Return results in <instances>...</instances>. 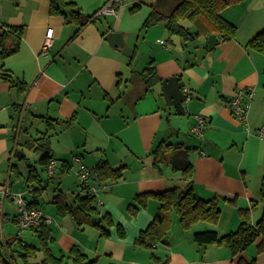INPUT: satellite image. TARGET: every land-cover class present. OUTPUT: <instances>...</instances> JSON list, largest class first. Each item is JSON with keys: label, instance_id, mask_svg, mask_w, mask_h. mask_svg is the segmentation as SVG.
I'll return each mask as SVG.
<instances>
[{"label": "crops", "instance_id": "crops-1", "mask_svg": "<svg viewBox=\"0 0 264 264\" xmlns=\"http://www.w3.org/2000/svg\"><path fill=\"white\" fill-rule=\"evenodd\" d=\"M101 1L104 5L107 0ZM154 2L149 0L150 8ZM49 5V0H0V31L21 27L20 32L8 33L6 39V47L17 44L18 51L0 59V94L5 90L14 101L2 105L11 106L15 116L24 111L26 125L19 134L25 135L20 136V141L28 139L17 147L12 132L14 146L10 148L7 129L0 127V156L7 160H12V154L23 158L26 147L35 149L37 143L30 130L40 125L37 121L59 122L73 117V125L64 131L76 128L83 135L77 137L83 139L81 146L86 157L78 154L80 158L91 156L92 166L106 161L112 169L121 167L120 179L100 181L107 186L100 193L104 215L112 218L110 212L118 210L128 219V206L135 203L136 195L186 188L187 182L168 160L153 165L152 152L159 144L167 148L166 157L173 150L186 151L192 164L194 193L202 199L215 198L220 209L216 222H197L188 228H183L172 215L166 245L134 251L129 242L114 234L102 239L92 224L78 227L71 217L54 216L51 210L42 211L37 206L48 220L51 235L52 228L57 231V238L53 236L51 242L56 243L60 255H66L75 245L89 259H96L97 264H107L110 257L115 264H264V251L258 249L260 239L236 256L222 245H199L193 240L196 232L214 230L222 236L235 231L243 217L251 224L261 217L264 138L259 140L255 133L264 124V55L246 44L264 27V13L262 17L248 19L245 15L236 21L230 11H223V17L237 27V33L234 39L219 41L211 50L204 37L166 42L159 39L165 36L164 29L155 28L156 43L144 68L153 61L160 81L146 87L127 66L132 53L127 56L122 52L124 46L112 47L104 40L110 31L123 32L119 26L125 9L135 4L127 2L118 9L116 17L106 16L112 20L100 21L101 16L94 15L75 36L77 26L66 24L61 15H51ZM48 28L53 31L52 45L42 54ZM4 75L10 81L3 79ZM238 89L254 91L247 117L248 132L230 113L229 101ZM5 107H0V113L7 110ZM195 115L205 119L201 136L190 133ZM68 144L73 145L70 141ZM70 165L61 168L68 172ZM78 167L77 164V170ZM2 185L0 177V195ZM71 192L72 201L66 202L75 206L77 196L84 193L79 186ZM60 193L66 200L67 195ZM29 195L33 197V193ZM22 196L25 197L23 193ZM5 201L2 198L0 204V224L4 218L16 223V204L11 197ZM155 201L149 197L144 212L141 207L138 209L134 222L141 220L135 236L152 220L157 209ZM2 230L4 233L3 227ZM141 253L144 260H136ZM1 255L7 258L2 252Z\"/></svg>", "mask_w": 264, "mask_h": 264}, {"label": "trees", "instance_id": "trees-1", "mask_svg": "<svg viewBox=\"0 0 264 264\" xmlns=\"http://www.w3.org/2000/svg\"><path fill=\"white\" fill-rule=\"evenodd\" d=\"M240 0H155L151 6V11L143 22V28L147 29L158 24H163L164 28L170 36H178L184 41H194L196 38L207 37L210 34H216L219 41H228L235 38L237 27L222 15V12L229 7L228 5L238 3ZM49 13L51 15L63 16L65 23H71L77 26L73 33L75 36L84 25L90 21L95 13L89 16L81 14L80 9L68 0H49ZM140 6L136 3L130 8L133 12ZM21 27L6 28L0 31V59L8 57L18 51V45L8 49L6 47L7 35L10 32H20ZM247 47L264 55V27L256 33L247 42ZM207 47V44H206ZM139 79L146 85L151 87L160 79L156 76L153 61H150L145 68L138 74ZM3 79L9 80L8 75L2 76ZM50 121V120H48ZM50 122L61 124L64 128H69L74 123V118L68 120ZM51 125V123H50ZM37 146L35 150L42 153L39 163L44 166L53 159L50 156L49 142L45 137L35 140ZM167 147V146H166ZM167 149V148H166ZM165 146L159 144L154 151L153 165L157 166L164 160H168L172 169L180 172L182 179L187 182L184 189H171L156 194H138L135 196V203L128 206V214L134 215L140 207L146 205V200L153 197L158 207L154 213L152 220L139 232L135 238V244L145 249L153 250L157 244L166 245L168 231L172 222V215H176L179 224L183 228H188L197 222H216L220 217V209L215 198L202 199L198 197L192 188V164L187 160L186 151L173 150L169 157L165 156ZM24 157V156H23ZM77 157V156H75ZM70 165L67 161L61 162V167ZM93 168L98 173V180L117 181L121 178V167L112 169L106 161H99ZM34 176L32 169L29 170L28 181L33 182ZM49 177L48 179H52ZM80 187V186H79ZM41 186L34 188L30 193L36 199V193ZM61 192V191H60ZM53 197L52 203L56 208L59 216H69L78 227H82L91 223L100 232V237H109L108 228L114 226L109 216L102 215L98 222L91 221L90 216L97 213V207L93 204V198L84 193V196H77L75 206L70 205L63 198L61 193ZM26 206L38 209V201L26 200ZM260 203L262 205L261 217L255 224H251L246 217H243L235 231L226 233L222 236L218 235L214 230H204L193 234V240L199 245L218 244L227 248L232 256H236L252 245L256 240L260 239L258 244L259 251H264V176L261 182ZM40 210V209H39ZM117 236L122 238L123 227L121 224L115 225ZM37 235L40 240V247L37 248L31 244L15 239L14 242H4L0 234V256L1 264H17V259L21 260V264H34L31 261L36 253H42V259L35 264H96V259H89L77 246H72L67 255L56 257L50 248V231L47 223L41 222L39 226L29 229ZM16 242V243H15ZM5 249L7 258L1 255V250ZM115 264V263H111Z\"/></svg>", "mask_w": 264, "mask_h": 264}, {"label": "rangeland", "instance_id": "rangeland-1", "mask_svg": "<svg viewBox=\"0 0 264 264\" xmlns=\"http://www.w3.org/2000/svg\"><path fill=\"white\" fill-rule=\"evenodd\" d=\"M68 1L73 2L80 9L81 14L83 13L85 16L92 15L93 12L96 11V8L98 7L101 8L103 6L102 4L104 3V1L101 0H68ZM129 1L130 0H128V2ZM148 2L149 0H142L140 6L133 12H131L130 8L126 5L127 7L125 9V16L122 18L121 24L119 26V29L124 32V34H122L123 32L121 33L118 32L122 35L124 42V50L128 49L132 53V56L128 61L130 62V64H128L127 66L131 67L132 70L135 72L134 77H137L138 72L142 71L147 61H149L147 55L151 52L152 46H154L156 43V35H154V31H153L155 28L164 29L165 36L159 38V39H163V41L169 42V40H172L175 42V40H179L180 38L178 36H170L166 31V29L161 24L154 28H147V29L143 28V21L151 11ZM228 6L229 7H227L224 10V12L226 10L230 11L233 14V17L236 21H241L243 17H245V15H247L248 19L253 17L255 18L260 16L262 17V14L264 13L263 12L264 0H240L238 3H234ZM106 19L112 20V18L110 17H106V16L100 17V21H105ZM124 50H122V52H124ZM1 65L2 63L0 60V73L2 71ZM0 82L3 81L0 80ZM10 103H14V101L11 100V97H9L5 93V90H3L2 93L0 94V107H5L2 104H10ZM5 108H7V110L0 113L2 114V124H0V127L1 128L5 127L7 129V135L9 138L8 145L10 148L14 146L13 140L10 139L11 138L10 135L12 132L14 133V141L17 147H21L22 142L28 140L27 138H24L23 140L20 141V136H23L25 134L23 135L19 134V133L21 134L23 133L24 126L26 125V120L24 118L25 114H23L24 111L19 115L15 116L13 110L11 109V106ZM8 108H10L11 110L9 111ZM38 122L40 125L33 127L30 130V135L33 136L34 140H37L42 136L47 139L49 138L48 142H49L50 156L54 160H56L58 164L55 169V174L53 178L50 180L48 179L49 177L45 169L43 170V165L38 162L42 154L40 150L38 149V151H36L34 148L28 146L23 150V156H24L23 158H18L17 156L15 157L12 154V160H7V158L4 155L0 156V177H2V181H3V185L1 188L4 189L5 187H7L10 194L13 195L23 193L25 195L24 197L25 199L33 200L35 198L29 195L31 190L39 187V185L42 184L41 189L37 192L36 195V199L38 200L39 203V205L37 206L42 211L48 212V210H51L55 216L58 214L56 212V208L54 204L52 203L53 197L61 191L65 195H67L66 201L71 202L72 200L70 197L74 196L73 192L71 191L76 190L79 186L77 177L75 175V172L77 171V164H73L72 159L75 156L80 158L78 154L80 155L84 154V156L86 157V154L82 151V146H81L83 139L77 137L78 135L83 137V135L76 128H71L72 130L70 132H67L64 131L66 129L62 128L59 124H58L59 127H56L53 122L47 120H39L36 123ZM11 136H13V134ZM69 141L73 145L76 144L78 146L69 145L68 144ZM78 147L80 148V150H78ZM85 157L83 159L80 158L82 163L88 167H93L92 164H89V161L92 159L91 156L86 159ZM64 160L71 164L68 172L62 170L61 168V162ZM30 169H32L33 174H35L33 182L27 180ZM0 196H1L0 204H2L3 197L2 195ZM99 199L103 201L102 195L99 196ZM5 200H8V197L4 198V201ZM155 204L158 207V203L156 201ZM94 205L96 206V200H94ZM145 207L146 205L141 207L142 210L141 212H144ZM138 212H140V210L136 211V213L134 215H131L130 218L128 217V219L123 216L124 212H120L118 210H114L113 212H110L112 218L110 216L109 218L112 220L114 226L108 228L110 234L109 237L107 238L100 237V238L109 239L114 234L121 241L129 242L132 250L143 251L144 250L143 247L137 246L135 244V238L137 236V235L135 236V228L137 222L141 220L139 218L137 222H134ZM104 214L105 212L103 206L101 207L97 206V213L92 214L90 216V220L98 222V220ZM173 216L175 217L176 215ZM116 224H121L123 227L124 235L122 238L117 236L115 229ZM90 225L91 223L87 224V226ZM2 227L4 229V233ZM0 234H1V239L4 242H14L15 239L17 238L27 244H31L35 247H40V240L38 239L37 235L32 233L30 230H24L23 232H20L17 224L6 218L3 219V224H0ZM50 235H51V231H50ZM56 235H57L56 229L52 228L51 238L53 236L57 238ZM115 236L113 238H116ZM50 248L52 250V253L55 254L56 257L61 256L59 252V248L57 247L56 243L50 241ZM1 252L4 254V256H6L5 249H2ZM62 253L66 254L65 251H62ZM42 256H43L42 253L38 252L36 253V256L31 259L30 262L39 263L42 259ZM135 258L136 260H144V253L137 254ZM101 260L106 261V258L102 257ZM111 262H112V257L108 258V261H106L107 264ZM17 264H21V260L17 259Z\"/></svg>", "mask_w": 264, "mask_h": 264}, {"label": "built area", "instance_id": "built-area-1", "mask_svg": "<svg viewBox=\"0 0 264 264\" xmlns=\"http://www.w3.org/2000/svg\"><path fill=\"white\" fill-rule=\"evenodd\" d=\"M142 0H130L129 3L136 4L141 3ZM128 0H107L106 3L95 13V16H113L116 17L118 9L127 3ZM53 31L48 28L45 33V38L41 47L42 54H45L47 49L52 45ZM160 44H164L163 41H159ZM254 91L252 89H238L229 101L230 113L233 118L244 125L249 131L247 124L248 112L253 100ZM195 124L190 129V133L195 136H201L203 128L205 126V119L201 115H195ZM256 137L262 140L264 138V124L256 130ZM72 163L78 164V170L76 177L78 184L83 193L91 196L93 200H96V207L102 206V201L99 199L101 191L106 189V185L102 184L98 180V173L93 167L84 165L79 157H73ZM57 161L50 159L45 165V171L48 177H53L55 169L57 167ZM3 198L11 197L16 204L15 220L20 232L29 230L40 225L43 221L48 223V220L44 218L42 212L39 209L29 208L26 206L22 194H10L7 187L1 190Z\"/></svg>", "mask_w": 264, "mask_h": 264}, {"label": "water", "instance_id": "water-1", "mask_svg": "<svg viewBox=\"0 0 264 264\" xmlns=\"http://www.w3.org/2000/svg\"><path fill=\"white\" fill-rule=\"evenodd\" d=\"M104 40L108 42V44L112 47H123L124 46L122 35L120 33L110 31L106 33V35L104 36ZM218 42H219L218 36L216 34H210L207 37L208 49L209 50L213 49L217 45ZM127 51L129 50L125 49L123 53L127 56H131V52L129 51V54H128Z\"/></svg>", "mask_w": 264, "mask_h": 264}]
</instances>
